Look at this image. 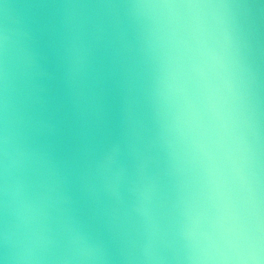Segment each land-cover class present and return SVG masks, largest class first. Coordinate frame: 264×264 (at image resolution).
Returning <instances> with one entry per match:
<instances>
[{"label": "clouds", "instance_id": "1", "mask_svg": "<svg viewBox=\"0 0 264 264\" xmlns=\"http://www.w3.org/2000/svg\"><path fill=\"white\" fill-rule=\"evenodd\" d=\"M0 264H264V0H0Z\"/></svg>", "mask_w": 264, "mask_h": 264}]
</instances>
